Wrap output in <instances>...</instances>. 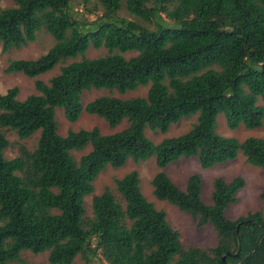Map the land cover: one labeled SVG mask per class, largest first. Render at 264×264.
Listing matches in <instances>:
<instances>
[{
    "label": "trees",
    "instance_id": "trees-1",
    "mask_svg": "<svg viewBox=\"0 0 264 264\" xmlns=\"http://www.w3.org/2000/svg\"><path fill=\"white\" fill-rule=\"evenodd\" d=\"M0 8V51L35 39L39 30L53 44L33 59H9L4 73L33 78L52 69L47 82L34 80V94L18 100L17 88L0 94V128L18 139L38 131L33 150L19 146L5 158L9 142L0 131V264L19 253L47 251L50 264H264L261 210L234 220L225 209L243 185L239 176L211 181L210 202L200 200V178L187 177L180 189L162 171L179 157H196L202 168L241 152L247 163L264 167V137L242 141L215 131L222 113L227 127L252 129L264 117V0H95L100 14L79 20L72 0H11ZM85 1V0H84ZM123 10L128 16H119ZM88 47L106 53L87 58ZM133 52L124 57L122 54ZM78 60L63 63L68 58ZM147 86L144 96L101 95L80 104L83 90L123 94ZM74 121L81 109L103 119L110 134L96 127L57 133L54 108ZM195 115L183 133L154 144L144 130L164 133L183 117ZM90 149L77 160L70 151ZM153 156L158 168L151 193L214 232L212 246L182 247L179 232L140 193L132 170L92 194V182L105 166L118 168ZM90 195L91 215L84 197ZM264 203V186L258 195ZM223 256V259L221 257Z\"/></svg>",
    "mask_w": 264,
    "mask_h": 264
},
{
    "label": "rangeland",
    "instance_id": "rangeland-1",
    "mask_svg": "<svg viewBox=\"0 0 264 264\" xmlns=\"http://www.w3.org/2000/svg\"><path fill=\"white\" fill-rule=\"evenodd\" d=\"M12 6L11 0H0V8ZM71 6L75 12L76 18L79 20H92L96 15H99L101 10L95 0H72ZM119 16L130 17L123 10L118 12ZM131 18V17H130ZM133 19V18H131ZM53 44V39L45 31L39 30L35 39L27 42L19 47H14L6 52L0 51V94L5 93L8 88L16 87L18 100L24 99L29 94L36 93L33 87V81L38 79L43 82L57 73L60 64H57L52 69L41 73L33 78L26 77L20 72L4 73L5 67L9 59H33L45 53V51ZM106 53L104 48L88 47L84 55L87 58H95L102 56ZM124 57L134 55L133 52H126L122 54ZM79 57L68 58L63 63H69L78 60ZM147 86H138L132 91H127L123 94L116 91L109 92L106 89L90 88L83 90L80 95V104L83 108L84 105L101 95H111L119 98H130L135 96H144ZM257 104H264L257 100ZM53 117L56 122L57 133L64 136L68 130L77 131L79 129H91L96 127L101 134H110L124 126V123L110 128L108 124L98 116L89 114L83 109L79 112L74 121H68L59 107L54 108ZM195 120V115L183 117L176 122L171 123L164 133L152 132L149 129L144 130V135L152 143L156 144L165 137L177 136L185 132ZM8 140V146L3 150V156L7 159L18 155L19 146H23L27 151L34 149L38 131L34 132L28 138L18 139L15 132L10 129L0 128ZM215 131L221 136L233 138L237 141H242L248 137H264V117L261 126L248 129L239 124L237 127L231 129L227 127L224 115L219 113L215 116ZM90 149L86 145L83 149L70 151L75 160ZM135 170L138 177V186L142 196L153 204L155 209L161 210L165 214L167 223L179 232V240L182 247L188 245L197 246H212L214 245L215 238L213 229L209 226L196 227L195 221L188 215L179 211L174 206L166 201H161L153 197L151 193L150 179L157 172L158 168L155 164L153 156H149L144 160L134 162L127 159L125 164L118 168L105 166L100 171L92 182V194H99L104 188H108L116 195L114 190V180L122 177L124 174ZM162 171L171 180L173 184L180 189L184 188L186 179L191 174H196L200 178V200L207 204L210 202L211 181L214 178H222L229 181L235 176H239L243 180L242 187L236 194V201L230 204L224 211V216L229 220H234L240 215H244L248 211L261 210L262 218L264 219V203H262L258 195L264 186V167H258L247 163L241 152H237L234 158L225 160L223 162L215 163L207 168H202L196 157H179L175 161L166 164ZM85 216L91 215L90 209V195L84 197ZM19 258L29 263L42 262L50 264L47 261V251L33 254L28 250L21 251ZM74 262L82 264L83 260L76 256ZM92 264H107L99 256L91 258ZM7 264H20L17 261H10Z\"/></svg>",
    "mask_w": 264,
    "mask_h": 264
},
{
    "label": "water",
    "instance_id": "water-1",
    "mask_svg": "<svg viewBox=\"0 0 264 264\" xmlns=\"http://www.w3.org/2000/svg\"><path fill=\"white\" fill-rule=\"evenodd\" d=\"M221 259H223V256L221 257Z\"/></svg>",
    "mask_w": 264,
    "mask_h": 264
}]
</instances>
